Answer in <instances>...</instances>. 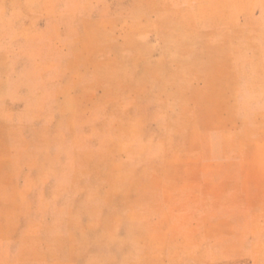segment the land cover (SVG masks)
Wrapping results in <instances>:
<instances>
[{
	"label": "rangeland",
	"instance_id": "rangeland-1",
	"mask_svg": "<svg viewBox=\"0 0 264 264\" xmlns=\"http://www.w3.org/2000/svg\"><path fill=\"white\" fill-rule=\"evenodd\" d=\"M0 264H264V0H0Z\"/></svg>",
	"mask_w": 264,
	"mask_h": 264
}]
</instances>
